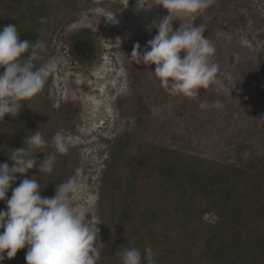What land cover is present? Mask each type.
<instances>
[{"label":"trees","instance_id":"16d2710c","mask_svg":"<svg viewBox=\"0 0 264 264\" xmlns=\"http://www.w3.org/2000/svg\"><path fill=\"white\" fill-rule=\"evenodd\" d=\"M223 1V8L213 16L205 34L214 43L216 54L222 50L218 44L226 40L223 34L228 33L238 40L235 34L245 27L247 19H251V28L260 30L259 34L264 37V0ZM91 5L115 10L124 6L122 0H0V29L11 24L18 28L21 40L35 42L40 38L45 41L43 60L36 62L39 66L47 59L50 39L58 27ZM241 14L247 19L243 20ZM230 21L234 23L228 26ZM237 40L230 44L234 46ZM251 47L255 49L254 58L242 65L236 84L224 79L228 92L201 89L197 99L183 100L190 109L186 112L185 125L172 136L174 148L164 146L161 139L159 147H142V151L138 146V154L131 157L128 151L131 141L122 137L115 141L111 165L101 184L99 241L105 246L101 248L98 264H120L117 252L127 246L139 249L142 255L145 248L151 247L156 264H234L237 250L244 251L249 264H264V44L258 49ZM135 77L138 79L137 73ZM49 80L50 77L38 95L22 102L20 114L6 115L0 122V163L11 165L9 156L13 149L23 147L25 138L32 132L40 130L50 141L59 131L56 112L46 100ZM159 93L162 94L161 89ZM175 97L167 92L158 105ZM217 100L222 107L199 108L202 101L211 105ZM143 127L149 129L150 123L145 122ZM194 148L203 154L197 153L190 159L185 152ZM46 151H54L51 144ZM33 155H37L38 163L45 158L39 150ZM74 163L68 151L64 155L57 154L51 173L40 176L34 168L26 175L37 178L42 197H52L58 184L71 177ZM127 166H130L128 173ZM154 167H157L154 169L157 177L152 182L167 187L161 191L159 201L155 200L156 193L147 195L152 186L146 179L149 175L146 177L144 172ZM24 178L17 174L12 188ZM142 181L147 182L144 191L149 190L145 199L144 191L137 188ZM116 189L128 195L119 212L113 202ZM194 206L199 207L196 210L202 224L208 213L217 217L215 226L204 223L203 230L208 233L201 237L205 249H201L200 254L192 248L193 245L199 248L197 242L184 245V241L174 235L172 223L165 220L170 217L174 221L175 215L190 217ZM6 209V201H0V210ZM181 247H184L182 252ZM27 250L28 246L19 250L15 258L6 257L3 264H27Z\"/></svg>","mask_w":264,"mask_h":264},{"label":"rangeland","instance_id":"374dc122","mask_svg":"<svg viewBox=\"0 0 264 264\" xmlns=\"http://www.w3.org/2000/svg\"><path fill=\"white\" fill-rule=\"evenodd\" d=\"M150 3L151 0H145L146 6ZM222 4H224L223 0H215V3L203 14L186 19L185 22L194 26L203 25L206 29L205 35L213 16L223 8ZM99 7V5H91L75 15L71 21L59 26L50 39L46 60L59 57L63 62L58 70L50 75L46 100L56 112L59 130L75 141V145L69 149L75 161L70 176H75L78 181L74 203L87 207L89 221L98 224L101 229V184L105 171L111 165L112 147L115 141L120 137L130 140L131 146L128 151L131 157L138 154V146L142 151V147H145L144 149L159 147L161 139L164 140V146L174 148L175 140L172 136L179 131L187 119L186 112L190 108L183 102L184 99L188 101L184 96H176L173 100L168 99L167 102L158 105L161 97L167 96V91L153 72L155 65L135 64L129 59L136 43L141 45L143 51L147 47V42L157 35L155 28L151 31L149 28L154 21L159 23L160 18L168 15V11L162 5L137 11V0L122 14L107 6ZM242 16L243 20L247 19L245 14ZM247 20L245 27H242L239 34H235L239 37L238 40L228 33L223 34L226 40L218 44L222 50L213 58L220 66L221 79L224 80L227 75H231L235 84L242 65L249 61L247 59L254 58L255 49L252 50L251 46L259 48L264 44V37L259 34L260 30L259 32L253 30L251 19ZM181 23L180 20L174 21L173 29H178ZM233 23L230 21L227 24L230 26ZM115 25L116 29L112 27ZM104 27L111 28L115 36L109 37V40L102 38L101 32ZM87 29L99 35L98 54L105 57L103 61L102 58L98 60L93 69L95 78L90 74H81L80 71L73 70L78 67L75 64L76 58L73 56V60L69 61L65 53L66 46H70L66 40H73L69 35L81 36ZM235 40L237 42L234 46L230 44ZM107 69L110 70L109 73ZM249 100L252 99L247 101ZM145 122L150 123V128L147 130L143 127ZM197 153L203 154L199 149L194 148L189 153L185 152V155L191 159ZM127 168L128 173L130 166ZM154 169L157 167L144 172L146 177L149 175L146 179L152 190L148 194L149 190L144 191L147 185L144 181L139 182L141 188L139 189V185L137 188L139 191H144V199L147 195L156 193L155 200L159 201L165 186L156 181L152 182L157 177ZM114 195V206L119 212L128 195L122 193L121 189H116ZM196 208L199 207H192V212H189L192 213L190 217L183 215L177 218L175 215L174 221L170 217H166L165 220L172 223L174 235L178 236V240L184 241V245L197 242L199 248L196 245L192 248H196L200 254L203 251L201 249H205L201 237L208 233L203 230L204 223L207 226H215L217 217L208 213L203 217L202 224ZM183 250L184 247H181V252ZM244 254L243 250L235 251L234 264H249Z\"/></svg>","mask_w":264,"mask_h":264},{"label":"clouds","instance_id":"9594fccd","mask_svg":"<svg viewBox=\"0 0 264 264\" xmlns=\"http://www.w3.org/2000/svg\"><path fill=\"white\" fill-rule=\"evenodd\" d=\"M214 3L215 0H151L146 6L145 0H137V11L162 5L169 14L160 18L159 23L153 22L149 30L155 28L157 35L147 42L143 51L136 43L129 59L135 64L155 65L156 78L171 96L195 100L201 89L229 91L221 79L219 64L214 62L216 48L204 35L205 27L185 22L203 14ZM122 4L126 9L129 0H122ZM176 20L182 23L174 30ZM44 22L41 18V23ZM19 33L11 24L0 29V122L6 115L20 114L22 102L38 95L63 62L59 57H51L37 66L36 62L43 60L46 42L40 38L35 42L21 40ZM225 79L231 82L232 77L227 75ZM209 107L220 108L221 101L211 105L207 101L199 103L201 110ZM49 144L54 151H46ZM74 145L75 141L62 130L50 141L37 130L25 138L23 147L13 149L9 156L11 165L0 163V201L7 204L6 210H0L3 230L0 231V264L6 257L15 258L26 246L27 264H98L105 245L99 241L98 224L88 219L89 209L74 203L77 178L73 176L58 184L54 196L42 197L37 178L26 175L34 168L40 176L51 173L57 154H66ZM35 150L45 154L39 163L37 155H33ZM17 174L25 178L12 188ZM10 188L12 195L8 198ZM117 255L120 264H156L151 247L145 248L143 255L135 247H122Z\"/></svg>","mask_w":264,"mask_h":264},{"label":"flooded vegetation","instance_id":"af4514ba","mask_svg":"<svg viewBox=\"0 0 264 264\" xmlns=\"http://www.w3.org/2000/svg\"><path fill=\"white\" fill-rule=\"evenodd\" d=\"M134 2H136V0H133L132 2H130L126 9H125V6L118 9L117 13L122 14L126 10H129ZM99 8H101V6ZM112 27H115L114 29H116V25L112 26ZM73 35H69L73 38V40L72 39H70V41L66 40V43L68 42L70 45V46H66V49H67V50H65L66 57L69 59V61L73 60V58H72L73 56L76 58L75 64L78 65V67H75L73 70H78L81 72V74L82 73L90 74L91 77L95 78V75H93V69H94L96 63L101 58H102V61L105 60V57H102V55L99 56V54H98L99 49H100V45L98 44L99 35L97 33H95L94 31L89 30V29L84 30V33L81 36L73 37ZM101 35H102V38L104 37V39L106 38L108 40H109V37L113 38L115 36L113 31L111 32V28H108V27L103 28ZM71 37H69V38H71ZM80 41H85V42L90 43L91 44L90 48L92 49V52L85 53V55H83V56H79L76 53L75 45ZM108 69H107V71L109 73L110 70H108ZM103 71H105V70H103ZM116 98H117V96H116Z\"/></svg>","mask_w":264,"mask_h":264},{"label":"water","instance_id":"95a60500","mask_svg":"<svg viewBox=\"0 0 264 264\" xmlns=\"http://www.w3.org/2000/svg\"><path fill=\"white\" fill-rule=\"evenodd\" d=\"M90 47H91V44L90 43L85 42V41H80V42H78L75 45V50H76V53L79 56H83V55H85V53L92 52V49Z\"/></svg>","mask_w":264,"mask_h":264}]
</instances>
